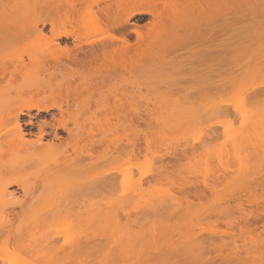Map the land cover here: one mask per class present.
I'll use <instances>...</instances> for the list:
<instances>
[{
	"label": "bare ground",
	"instance_id": "obj_1",
	"mask_svg": "<svg viewBox=\"0 0 264 264\" xmlns=\"http://www.w3.org/2000/svg\"><path fill=\"white\" fill-rule=\"evenodd\" d=\"M207 1L0 0V95H4L9 91L8 98L6 97L3 102H0V264H88L90 262L89 258L92 255L102 256L101 254L103 253L105 254L103 256L107 254L106 258L103 257L106 263L99 257L98 260L100 259L102 262L98 263L108 264L110 262V258L114 255L110 256V254V257L108 256L112 248L109 249L107 245L111 242L110 245L115 247L114 244L116 242L119 244L122 241V237H119L122 236V227H118L121 225V220L119 221L120 225L116 222V218L120 219L121 215L117 211L127 209L129 206L126 204L129 201L131 203L133 198L136 199L135 197L138 193L140 194L143 185L145 186L142 178L139 180L136 177L137 175H135L138 161L143 153L142 142L140 141V127L144 126L146 127L144 128L146 129L145 131H148L154 126L153 119L143 118L139 113L140 83L138 74L139 62L141 64L142 61L140 58L145 59L148 57L146 58L147 60L151 55H154L153 57H156L154 59H161L162 62L164 58L168 59L169 57L170 59L172 54L179 57L180 55L176 54L177 50L175 48H179V46L188 40L198 39V43H212V29L204 32V27L209 26L205 19V2ZM212 1L216 2L217 0ZM215 4L217 5V3ZM259 7L261 8L262 6ZM258 8L257 6L254 8L253 5V11L250 10L254 15L251 12L250 14L255 19L257 18L255 15H259L264 11L263 7V10ZM257 12L260 13L257 14ZM146 15L153 18L146 28L151 27L153 32L156 29V33L158 30L161 31H159L160 34H156V36L159 35V37H156L157 41L156 38L153 41L159 42V50L157 53L156 51H153V54L149 53L150 56L148 50L143 52L145 55V52L148 51L145 56L141 50L146 44L144 35L149 32L147 31L143 35L141 25L132 23V19L135 17ZM252 16H250L251 19L249 20L251 25L242 34L246 35L245 37L248 36V38L244 37L245 39L251 37L249 41L252 39V41L263 39L259 41L260 44L256 45L255 48L254 46L248 47L249 50H254L249 51L247 49L249 56L252 54L253 57H249L252 60L246 63V68L249 70L253 69V71L256 69L258 73H261L264 70V47H262L264 44V30L258 28L261 33L263 32L261 38L260 33L257 34L255 31H257L258 24L264 27V23L260 21L262 25ZM234 20L235 16L231 13L227 19L228 40L231 44H233L234 39ZM254 20L257 23L253 22ZM252 22L257 25L254 24L253 26ZM130 25H134L135 29H129L128 26L130 27ZM118 33L120 36L117 35ZM252 33H256L257 37L254 38ZM93 35L103 37L92 39ZM104 35L107 36L105 37ZM161 36L162 39L159 40L158 38H161ZM32 39L49 41L51 45L46 50H43L42 53L30 56L29 65L24 61H15L13 59V51L16 47ZM259 46L263 49L260 47L261 50H258L260 49ZM207 49L209 51L210 46ZM58 52L62 53L61 58L57 57L56 54ZM199 55L200 53L194 54L196 57ZM34 57L38 58L35 64L36 62L40 64L39 60L41 61V58H43L40 68L39 64V66L36 64V68L33 66L35 65L33 63ZM153 57L151 56L150 58ZM31 58L34 59L32 60ZM211 58L218 59L216 54L213 57L211 55ZM254 58L256 59L254 60ZM18 82H20L18 84L20 87L16 84ZM21 82L25 85H21ZM260 82H258V86L256 83H252L251 86L254 85L252 87L253 94H249L253 98L249 100L248 105L253 104L251 100L254 102L258 100L257 103L259 100L260 102H264V83L261 84ZM259 83L261 84L260 86ZM14 85L17 87L15 90H13ZM62 92L65 94V97L57 99V95L62 94ZM45 95L51 97L46 98ZM246 98L248 97L246 96ZM238 103L240 104H236V106H238L239 110L240 107H244L243 112L240 110L242 116L248 112L247 115L249 117L250 113V118L248 119L251 120L254 117L252 119L253 123L248 125L247 122L249 120L247 118L246 120L244 119V125L242 124L244 128L243 126L240 129L237 128L240 133L236 130L237 134L229 136L228 140L231 143L229 141L226 142V145L230 143L229 147H232L229 150L228 146L226 147L224 144L222 147H226L228 153L234 154V158L230 154V156L226 155V158L227 156L229 158L232 157L233 164H237L239 161V168L246 170L248 172L247 175L252 174L255 178L254 172L256 173V166L264 162V150L262 149L264 148V137H262V135L264 136V116H262L264 115V111L262 113L260 110H255L261 107V105L257 104L259 107L256 108L253 105L251 107L253 112H249L245 110L248 107L246 103H244L246 107L242 106L241 102ZM222 104L219 106L215 104L218 113L225 116L232 115V108L229 109L228 105L224 104V106ZM262 107L261 110H264V106ZM248 108L250 109V106ZM236 110L240 113L238 109ZM32 111H36L37 113L33 116ZM200 111H206V109H200ZM200 111H197V108H195V110H192L194 113L188 116V118L194 119L195 115H200ZM245 111L246 113H244ZM257 112H260L262 115L259 113V116H257ZM24 116L29 118L28 122H25ZM40 117H50V119H39ZM199 117L201 118V115ZM257 120L259 123H257ZM114 122H117L116 125L121 128L125 126L130 129L131 138H128L126 143H114L106 137L98 138L96 136L98 131L108 132L117 130L113 126ZM214 127L212 129L215 132L214 135L217 137L219 133H217L218 131ZM34 128L36 131H34ZM200 141H205L200 138L198 142L199 144L201 143V150L208 146L206 145L208 144L207 142L202 143ZM185 147L181 150H176L174 153H167L162 157L165 163L159 168V179L167 177L170 169L178 171L183 167L184 161L191 154L194 156L198 152L197 148H200V146L195 147L194 144ZM223 149L220 148L219 152L216 151L217 153H214L217 156L219 154L218 159L222 154L227 153ZM204 150L206 149L204 148ZM260 151H262L263 157ZM251 153L255 158L251 157ZM256 154L261 156L262 162H258L259 157ZM242 155H246L245 157L252 159L250 161L251 165L248 167L246 165L247 168L252 166L251 169L240 166L245 160L247 162V159H244ZM220 159L218 160L220 161L219 163H221ZM253 159H257V161ZM236 164L234 165L238 168ZM253 164L257 165L253 166ZM218 166L220 165L218 164ZM229 168L222 170L218 167V171L221 173L218 172L214 175V179L218 181L224 179ZM250 170L254 171L251 173ZM135 177L138 180H135ZM244 178H246V175H244ZM247 178L249 179L248 176ZM254 178L251 177L250 180H244L243 177L240 178L244 181L242 180L238 183L239 190L250 192L251 189L258 187L260 185L259 181ZM121 185L122 187L126 185V188L124 187L126 191H123V188L120 187ZM205 186L208 189L201 190L199 189V185L179 184L177 193L180 194L183 201L192 203V200H201L206 197V191L213 190V187H210L209 184L206 183ZM14 187L17 189L12 190ZM119 187L122 188V192L124 193H121V196L118 195L120 198L115 194L117 198L113 197L116 198L113 199L115 200L114 202L111 200L113 203L111 201L107 202V192H118ZM144 191L143 189L142 192ZM126 192L129 194L131 192V197L125 196V199H123V195H126ZM240 194L238 193L226 201L227 207L225 212L214 211L205 217L206 220L211 221L214 227L217 228L219 226L220 228L223 225L225 229L222 226V229L217 228L213 230L209 236L215 238L210 237L206 241L202 240L199 244L187 245L182 247V249L173 248L176 260L171 259L167 264H241L235 258L239 256L238 250L240 247L236 249L235 246V248L231 247L229 243L232 239L234 242L235 238L241 239L247 235H250L249 237L251 238H260L261 234L264 235V205L261 204L262 208L260 206L261 201L259 202L257 199L254 200L252 197ZM142 195L144 196V193ZM146 195L145 198L143 196L139 197L140 199L147 200L148 203H145V205L143 202L145 207L141 203L140 210L142 211L139 213L141 214L142 212L141 217L145 221H143V225L146 221L147 223H151V220L156 224L154 221L157 220L158 222V219L160 222V220L168 221L180 216H193V214L184 212L185 208H182L184 206L181 207V203L179 204L174 196L172 198V195L171 197L167 195L157 197V199L153 197L151 199L152 202H148L147 198L150 196L147 195L146 197ZM92 198L98 199L93 200ZM126 198H130L131 200H127ZM138 199L137 201L140 200ZM125 200L127 203H125ZM230 201L235 202V204L232 202L235 206L232 203L233 206L229 205ZM132 204L134 207V202ZM244 205L251 206V209L247 213L243 212L241 214L239 211L242 212L244 210ZM253 206L257 207L258 210L257 208L254 209ZM135 208L136 210L134 209V211H137V206ZM259 208L262 210L260 209V211ZM110 209L114 210L112 220L114 223L116 222L117 227L113 225V222V224L111 223L112 226H115L116 229H121V232L114 231L112 229L115 227L112 228L111 226L109 231L111 232L112 230L113 232L111 233L114 234L118 232L119 235L116 233L115 235L118 236H112L113 234H110V236L111 238L115 237V240L118 237L119 241L121 240L120 242H118V239L116 242H114L115 240L112 241L113 239L111 240L108 235V220H111V217H108V213L112 212L108 211ZM236 209L241 214V217L234 218V214H228L236 212ZM127 214L126 217L124 215L125 218L129 217ZM118 216L120 217L118 218ZM134 218L132 217V220ZM80 220L84 229L81 226L80 234L76 236L75 232L77 230L72 226L76 221ZM132 223L134 222L130 223L131 226L133 225ZM150 225L149 227L146 225L148 229ZM158 225L155 226V229ZM63 228L64 230H62ZM137 229L135 228V230ZM158 229L160 230V227ZM123 230L125 231L124 227ZM128 230L129 227L124 233H127ZM134 232L131 230L129 234L133 235ZM161 235L166 237L168 235L167 231H163ZM240 235L242 236L240 237ZM135 236L133 237L134 240L137 238L142 239L141 237H143L137 235L136 238ZM154 236L157 239L155 234ZM108 237L111 240L110 242ZM123 237L129 238H124L126 239L124 242H127V246L128 243L129 245L134 243V240H132L133 243L128 241L133 239L128 234L126 236L123 235ZM223 237H227V240L230 238L229 242L225 239L223 240ZM149 239L147 237L146 241L149 242L151 240ZM136 241L139 242L138 240ZM107 242L109 243L107 244ZM159 242L160 240L157 243ZM110 245L108 246L110 247ZM138 245H136V249L133 246L134 250L132 246H128V248H131L130 251L132 253H136ZM121 246L119 248L125 250V252L123 251L124 254L122 253L119 256H122L124 259L121 257L118 259L120 261L117 260L110 264H126L129 261V253L131 252L127 247L129 253L128 251L126 252V248L124 249ZM140 247L137 251L142 249L143 245ZM226 248L227 251L229 250L228 253L226 252L227 254L225 253ZM17 250L23 251L26 254L16 257L18 259L9 258L10 254L17 252ZM153 250L156 253V249H152L151 251ZM210 251L216 254V256L213 258H204L202 256L204 253ZM139 252L136 253L137 257L134 256L136 259L142 253ZM166 252L164 258H167ZM155 253L153 254L155 255ZM180 254L185 255L182 260L179 257ZM81 257L84 260L77 262ZM108 257L109 262L107 261ZM126 257L129 258L127 259ZM117 258L114 259L116 260ZM135 260L133 261V258H130V264H159L161 261L162 263L167 261V259H161L158 263V261H153V259H148L147 261H144V259ZM131 261L133 262L131 263Z\"/></svg>",
	"mask_w": 264,
	"mask_h": 264
},
{
	"label": "rangeland",
	"instance_id": "obj_2",
	"mask_svg": "<svg viewBox=\"0 0 264 264\" xmlns=\"http://www.w3.org/2000/svg\"><path fill=\"white\" fill-rule=\"evenodd\" d=\"M43 1H45V0H43ZM205 3H206V5L204 4L205 5V13H206L205 19L207 20V23L209 24V26L204 27V32H206L209 29H212L211 35L213 37V42L206 44L205 42L198 43V41H199L198 39L197 40H195V39L188 40V41H186V43L179 46V48H177V47L175 48V50H177L176 54L180 55L179 57L172 54L170 59H169V57H168V59L164 58L166 61L164 59H162L163 60L162 62H161V59H159V60H158V58L154 59V58H156V57H153L154 55H151L153 58H150L151 56L149 54V53L153 54V51L154 52L156 51V53H157V51L159 50V45H160V44H158L159 42L156 43L153 41L155 40L156 37H159V35L156 36V34H158V33L160 34L161 31L158 30L156 33L155 32L156 29L153 32L151 27L146 28V26L149 25V22L151 20H153L152 16H149V15L148 16L147 15L146 16H138V17H135L134 19H132V23H138V25H141V27H142L141 31H142L143 35L147 31L149 32L148 34L144 35L145 39H146V42H145L146 44L144 43L145 45L143 44L144 46L141 48L142 53L145 50H148L149 52L146 51L145 55L148 52L150 57L147 60H146V58H148V57H146L145 59H142V57H141L140 58L142 60V61L140 60L141 64L139 62V74L138 75H139L140 91H139V101H138L139 107L138 108H139V113L143 118H147V119L151 118L154 120V122H153L154 126L152 124L153 127H151L150 130H148V131H145L146 129H144L146 127H144V126L140 127V130L142 131V133L140 131V141L142 142L143 153H142V155L138 161V165H137V169H136L137 173L135 171V175H137L136 177H138L139 180H141L140 178H142L145 186L143 185V188H141V189L142 190L144 189L145 191L144 192H142V190H141V192L139 191L140 194L138 193V195L135 197L136 199L133 198L132 202H134V207H133L132 202L130 203V201H129L127 203V201L125 200L126 201L125 203H127L126 205L129 207H127V209H124V210L118 209L122 212L121 213L119 211L121 214L117 211V213L119 215H121V217L118 216V218L120 217V219L116 218L117 221L116 220L115 221L117 222V224H119V221L121 220L120 221L121 225L119 224L120 226H118V227H120V228L122 227V236H119V237H122V239L120 238L122 240V241L120 240L122 243V246H121V243L118 244L116 242L117 239H118V242H120L118 237L115 240L114 239L115 237L111 238V236H110V234H113L112 236H114L116 233L119 235L118 232H121V229H118V228L116 229V227H117L116 222L114 223L112 220V217H113L112 214H113L114 210L113 211L111 209L108 210L109 212L112 211V212L108 213V217L109 218L111 217V220H112V221L110 219L108 220L110 222V223L108 222V227H109L108 231L111 229L110 227L112 226L113 223H114L113 225H116V227L112 226V228L115 227L112 230L118 231V232H115V234L111 233V232H113L112 230H111V232L109 231L110 233L108 232V235L111 238V240L112 239H113L112 241L115 240L114 242H116L117 244L116 243L114 244L115 247L110 245L111 240L108 237L110 244H108L109 242H107V244L110 245V247L108 245H107V247L109 249L110 248H112V249L109 251V253L108 252H106V253H108V256L111 254L110 256L114 255L115 257L112 256L114 258L118 257L116 260L111 257L110 262H109V257H110L109 256L108 260H107L109 262V263L107 262L108 264H110L111 262H116L118 259H120L122 257L119 255L122 253L124 254L125 250L119 248V246L123 247L124 249L126 247L128 248V246H132V249H133V246H135L134 249H136L137 244H139L138 248H141L140 246L143 245V248L140 249L139 251L142 253L144 252V254H142V253L139 254L137 259L135 257H137L136 253L139 252V251H137L138 248L136 250V253H132V251H130L131 248L130 247L128 248V250L132 253L133 256L130 255L131 253H129V251L126 248V252L128 251L130 258L131 259L133 258V261L135 259H136L135 261H139V260H143V259H144V261H147L148 259H151V260L153 259V261H158V263H159L161 261V259H167L166 262L162 263V261H161V263H159V264H167L171 259L176 260L175 259L176 256L174 255L173 248L182 249V247L187 246V245L199 244L202 240L206 241V239H208L210 237L215 238V237L209 236V235H211L210 233H212L213 230L219 228V226L217 228L214 227V225L211 223V221L206 220L205 217L208 216L209 213L214 212V211H224L225 212L226 207H227L225 204L226 201H228L230 199V197L235 196L238 193H241L240 195H246V196L252 197V198H254V200L257 199V200H259V202L261 201L260 206L263 208L262 205H264V165H263L264 162L262 164L257 163V164H260L262 166L260 168H259L260 165L256 166L257 167L256 173L254 172V175L256 176L255 178L252 174L249 173L252 178H254L256 180L258 179L257 181H259L258 183L260 185L258 187L251 189L250 192H242L243 190H239L238 183L240 181H242L243 179L244 180L245 179L250 180L251 177H250V175H247L248 172H246V170H242L241 168H239V165H238L239 161L237 162L235 160V162H237V164L234 163V164L238 165V168H239L238 169L233 164V162L231 160L232 157L229 158V156L232 155V153H228V150L232 146L229 147V144L231 142L228 139H229V136H232L233 134H235V133L237 134V132H239L237 130V128L240 129L244 125L243 124L244 119L246 120V118H247V120H249L248 118H250V113H249V117L247 115L248 112L246 115H243L245 118L242 116L241 113L244 111V107L243 108L240 107V110L241 111L243 110L241 112L239 110L238 106H236V104H240L238 102H241L242 106L244 105V103H246L248 107L250 106V109L248 107H247L248 109L247 108L245 109L249 112L250 111L253 112V110L251 108V107H253V105L256 108L261 105L260 109L259 108L258 109L253 108V109H255L257 111L260 110V112H262V113L264 111L263 109L261 110V108H263L262 106H264L263 101L260 102V100H259V102L257 103L258 100L257 101L255 100L256 102L251 100V102H253V104L248 105L249 100L253 98V96H250L251 94H249V93L253 94L252 87L254 85L253 86H251V85L255 81H257V82H255L256 85L260 81H261L260 82L261 84L264 83V70H262L263 73H262V71H261V73H258L256 69H255V71H253V69L249 70L248 68H246V63L248 61L252 60V58H249L250 56H252V54L249 56V51L252 49L249 50V48L251 46L252 47L254 46V48H255L256 45L260 44L259 41H261L263 38L261 40L255 39L254 41H252L253 40L252 39L249 41V39L251 37L249 39H245V38H248V36L245 37L246 35L242 34L248 29V26L251 25L249 20L251 19V17H250V16H252L251 14H253V12H252L253 11L252 10L253 5H254V8L256 6H257V8H258V6H262L264 9V6H263L264 0H217L216 2L212 1V0L211 1L208 0ZM215 3H217V5ZM262 7L261 8L259 7V8L261 10H263ZM250 10H252V11H250ZM250 12H251V14H250ZM231 13H233L235 16L234 31H233V36H234L233 44H231V42L228 40L229 35H228L227 19L230 17ZM259 13L257 12V14H259ZM256 16H257L256 19L254 18V16H252V17L255 20H258L259 22L262 21V23H264V11L261 12L259 15H255V17ZM255 20L253 22H256ZM256 23H253V26ZM128 28L129 29H133V28L135 29V26L130 25V27L128 26ZM258 28L261 30H264V27L259 25V24H258V27L256 28L257 31L259 30ZM138 29L140 30V28H138ZM257 31H255V32L257 34L260 33L259 35L261 38L262 37L261 34H263V32L261 33L260 30H259V32H257ZM256 33H252L254 38L257 37V35H255ZM117 35H119V33ZM101 37H103V36L93 35L92 39H97V38H101ZM134 38L136 39L135 36H134ZM158 39L161 40L162 36H161V38H158ZM163 39H164V37H163ZM156 41H157V38H156ZM50 45H51V43H49V41H40V40H35V39L28 40L26 42L19 44L18 47H16V49H15L16 51L15 50L13 51V56H14L13 59L17 62L24 61L27 63V65H29L30 63L28 64V62H30V60H29L30 56L35 55L37 53L38 54L42 53L43 50H46ZM263 45H262V47H264ZM209 46H210V50L208 51L207 48ZM260 47L261 46H259V48ZM261 48L258 50H261ZM256 50H255V53H256ZM263 51H260V52H263ZM258 52H257V54H258ZM195 53H200V55L198 57H196V56H194ZM214 54L217 55L218 59H216V58L210 59L211 55L213 57ZM37 55H36V57H38ZM56 55H57V57H60V58L62 57L61 52H58ZM143 55H144V53H143ZM253 55H255V54L253 53ZM144 56H143V58H144ZM256 56L258 57V55H256ZM40 57H39V59H40ZM42 59L43 58H41V61L39 60L40 64L36 62L37 65L38 64L40 65V66L38 65L39 68L41 67V62L43 61ZM255 59L256 58H254V60ZM36 60H38V58H35V60L33 61L34 64H35ZM263 60H264V58H263ZM258 61H260V60H258ZM36 64L33 65V66H35V68L37 67ZM33 66H31V67L33 68ZM260 66H262V65H260ZM258 71H260V70H258ZM260 83H259V86L261 85ZM13 84H15V83H13ZM16 84L18 85V84H20V82H18ZM22 84H24V83L21 82V85ZM18 87H20V86L18 85ZM12 88H13V86H12ZM15 88H17V87H15V85H14L13 90H15ZM63 92L66 94L65 91H63ZM63 92H62V94H58V95L56 93L54 96L56 97V95H57L58 96L57 99L59 97H61V98L65 97V94H63ZM4 95H6V96H4ZM4 95H2V94L0 95V102H3L5 100V98L9 95V91H8V93L6 92ZM45 96H46V98L51 97V96L49 97V95H45ZM246 96L248 98H246ZM61 98H59V99H61ZM251 102H250V104H251ZM217 103H219V104H217ZM215 104L218 106L221 104L222 105L225 104L226 106L228 105L229 109L232 108L231 109L232 115H229V116L221 115L220 113H218L217 109L215 108ZM127 108H128V104H127ZM195 108H197V111L198 110L200 111V109H203V110L206 109V111H202V112L200 111L201 118L199 117L200 115H195L194 119L188 118V116H191L192 113H194V112H192V110H195ZM233 108L235 110L234 113H233ZM235 108L238 109L240 111V113L237 112V110ZM36 113H37L36 111H32L33 116ZM244 113H246V111ZM259 113H258V115L255 113V115L259 116ZM261 115H260V117H261ZM262 116H264V115H262ZM44 118L50 119V117H44ZM44 118L40 117L39 119H44ZM255 118H256V116H255ZM23 119L25 120V122H28V120H29V118L27 116H24ZM252 119H254V117ZM252 119L249 120V122H247L248 125L253 123ZM258 120H257V123H259ZM250 121H252V122H250ZM116 123L117 122H114L113 126H114V128H117V130L108 131V132L98 131L96 136L98 138L99 137H106V138H108V140H110L114 143L115 142L119 143V144H121L123 142L126 143L127 139L131 138V131L128 127L124 126L121 128V127L117 126ZM234 123H235V125H234ZM261 126H260V128H261ZM212 127H214L215 130L217 129V131H218L217 133H219V135L217 137L214 135L215 132H213ZM234 128H236V129H234ZM243 128H244V126H243ZM231 130H233V131H231ZM236 130H237V132H235ZM34 131H36L35 128H34ZM240 131H242V130H240ZM262 137H264V136L262 135ZM200 138L203 141L208 143V144H206V145H208V146H206L207 148L204 147L206 150H204V148H202V150H201V145H200L201 143L200 144L198 143ZM227 141H229L230 143H228L226 145ZM200 142H202V141H200ZM205 142H202V143H205ZM193 144L195 147L200 146V148L198 147L200 150L197 148L198 152L194 156L191 154L190 157L184 161L183 167H181L178 171H174V170L170 169L168 171L167 177H163V178L159 179L158 178L159 168L163 163H165V161L163 160L162 157L167 153H174L176 150H181L183 148H186L185 146L193 145ZM196 144H198V145H196ZM223 144L226 147L228 146L227 147L228 150L226 147H222ZM220 148H224L223 150L227 151V153L223 152L224 153V155H223L222 150H221L222 156H221V154H220V156L222 158L221 157H220L221 159L219 158L221 160V163H219L220 161H218L219 160L218 159L219 154H218V156H217V154L216 155L214 154ZM262 149L264 150V148H262ZM230 151L232 152V150H230ZM248 152H246V153H248ZM260 152H261V156H262V151H260ZM246 153H244V154H246ZM226 155H229V156H227V158H226ZM240 155H241V153H240ZM256 155L259 157L258 162L259 161L262 162V160L260 159L261 156L258 154H256ZM245 156L246 155H244L243 157H244V159L245 158L247 159V162H246V160L244 162L241 160L243 163H242V165H240V166H243V168H244V166L246 167V165H247V167L249 165H251L250 161H252V159H249ZM237 157H238V155H237ZM249 157H250V155H249ZM251 157L252 158L254 157V155L252 156V153H251ZM233 158H234V156H233ZM253 160L257 161V159H253ZM222 161H223V163H222ZM251 163H253V162H251ZM218 164L220 166H218ZM240 164H241V162H240ZM257 164H253V166L257 165ZM227 165H228V167H227ZM218 167L222 170L224 168L230 167L228 173L225 174L224 179H221L219 181L217 179H214V175H216L218 172H220V171H218ZM251 168H252V166H250V168H247V169H251ZM253 168L255 169V167H253ZM237 171H239V172H237ZM252 171H254V170H252ZM252 171H251V173H252ZM244 175H246V178H244ZM247 176L249 177V179L247 178ZM136 177H135V180L136 179L138 180V178H136ZM242 177H243V179H240ZM187 183L199 185V189H201V190L208 189V188H205L206 187L205 185L207 183L210 185V187H213V190L206 191L205 192L206 197L202 198L201 200H192L193 201L192 203H188V202L183 201L181 199L180 194L177 193V191H178L177 188L179 187V184H187ZM120 187H122V185ZM120 187L118 189V192L117 191L107 192V194H106L107 200H108L107 202H109L111 200L114 202L115 200H113V199H116L117 198L116 196H118V195L121 196L120 194L124 193V192H122V188H123V191H126L124 189V187H122V188H120ZM15 189H17V188L14 187L12 190H15ZM129 190H130V188H129ZM142 193H144V196L142 195ZM115 194H116V196H115ZM128 194L129 193L126 192V195L125 194L123 195L124 196L123 199H125V196L131 197V192H130L129 196H127ZM145 194L150 196L149 198H147L149 200L148 202H152L151 199H153V197H156V199H157V197L166 196V195L171 197V195H172V198L175 197L176 201L179 204L181 203V207L184 206V207H182V208H185L184 212L193 214V216H180L176 219H170L168 221L160 220V222H159V219H158V222L156 219H154V220H156V221H154V222H156V224L153 223V220H151L152 221L151 223H149V222L147 223V221H146V223H144V225H143L144 220H142V217H141L142 212H141V214L139 212L142 211V210H140L141 209V203L143 204V202H144V204H145V203H147V200H143V198L140 199L139 197L143 196L145 198ZM147 195H146V197H147ZM113 197H116V198H113ZM92 199L97 200L98 198H96V199L92 198ZM128 199L131 200L130 198H128ZM137 199L140 202L137 201ZM134 200L137 202H135ZM232 202L230 201L229 205L233 206L235 204V202H233L234 204ZM139 203H140V205H139ZM145 205H144V207H145ZM135 206H137V211H134V209L136 210ZM144 207L142 206V208H144ZM243 207H244V210L242 212L239 211L241 214H243V212L247 213L251 209V206L249 207L248 205H246V206L244 205ZM253 207H254V209L257 208L255 206H253ZM253 207H252V209H253ZM131 209H133V210L131 211ZM260 209L261 208H259V210ZM127 210H129V211H127ZM257 210H258V208H257ZM239 212L237 210L236 212L234 211V212H231L228 214L229 215L234 214L233 217L238 218V217H241L240 216L241 214ZM115 214H116V212H115ZM126 214H127V216L129 215V217H127V218L130 220L125 218ZM124 215H125V217H124ZM116 216H117V214H116ZM116 216H114V217H116ZM132 217L133 218L135 217L134 220H132ZM211 220H213V219H211ZM81 222H82L81 220L76 221L72 226V227H74V229L76 228V230H77L75 232L76 236H79V234H80L81 226H82ZM124 222H126V223L123 224ZM131 222L135 223V224L132 223L134 226L130 225ZM136 224H137V226H136ZM141 224H142V226H145V227H142ZM149 224H151V225H150V228L148 229ZM156 225H158V226L155 229ZM127 226L129 227V230L127 231V233H124L128 229ZM222 226H220L219 229L224 228V226L223 227ZM123 227L125 228V231L123 230ZM133 227H135L136 229L138 228V229L135 230V228H133ZM158 227H160V230L158 229ZM260 227H261V224H260ZM82 228H83V226H82ZM140 228L143 232L140 230ZM143 228H145V229L143 230ZM62 230H64V228ZM131 230L133 232L135 231L134 234L136 236L137 235L143 236V237H141L142 239L137 238L134 234L130 235L129 233L131 232ZM138 230H139V232H138ZM261 230H262V228H261ZM163 231H165V232L167 231L168 235L166 237L161 235ZM126 234H128V236L129 237L131 236L132 238L135 236L137 238V239L136 238L135 239L138 240L140 243L137 242L136 240H134V238H133V239H130L128 241L133 243L132 240H134L135 245H133L134 243L132 245H129V243H128V246H127V242H124V240H126V239H124V238H128V237H123V235L126 236ZM154 234L156 235L157 239L160 240L159 243H157L159 240H157L155 238ZM118 235H115V236H118ZM261 235L262 236L260 238H257V237L251 238V237H249L250 235L249 236L248 235L243 236V238H241V239L235 238L234 242H233V239L231 238L232 240L229 243L230 246L231 247L235 246L236 249H239V247H240V249L238 250L239 256L235 257L236 261L241 262V264H264V235L263 234H261ZM241 236L242 235H240V237ZM147 237H148V239L150 238L152 240V242L150 239H149L150 240L149 242L146 241ZM153 238H155V239H153ZM222 239L223 240L225 239L228 242L230 240V238L227 240V237H223ZM154 240H155V242H154ZM156 240H157V242H156ZM136 242H137V244H136ZM123 244H124V246H123ZM125 244H126V246H125ZM116 245H119V246L116 247ZM227 246H229V245L227 244ZM108 248H107V250H108ZM114 248H116V249L118 248V249L114 250ZM150 248L156 249V253L154 252V250L151 251L152 249H150ZM227 248L229 249V247H227ZM227 248H226L225 253L226 252L228 253V251H229V250L227 251ZM236 249H234L235 252H237ZM224 250H225V248H224ZM18 251L19 250H17V252L11 253L9 258L13 257L12 259H15L16 257L21 256V254H23V255L26 254L25 252L23 253V251H19V252ZM120 251H121V253H119ZM110 252H112V253H110ZM162 252H163V254H162ZM165 252L167 253V258H164L166 256ZM153 253H155V255ZM103 254H101L102 256H100V255H98V256L94 255L93 256L92 255L89 258L90 262L88 264H91V263L92 264H100L98 262H102L101 260L104 261V258L107 257V254H106V256H103ZM142 255H144V256H142ZM161 255H163V257H161ZM95 256H97V257L95 258ZM184 256L185 255L180 254L179 257L182 260L184 258ZM202 256L204 258H213L216 256V254H214L212 251H210L208 253H204ZM98 257L100 259L101 258L102 259L98 260ZM146 257H148V259H146ZM82 258L83 257L79 258L77 260V262L84 260V258L83 259ZM126 258H125V260H126ZM130 258H129V261L126 260L127 263L129 262L128 264H130ZM16 259H18V258H16ZM111 259H113V260H111ZM122 259H124V258L122 257ZM118 261H120V260H118ZM133 261H131V263ZM104 263H106V262L104 261ZM104 263H102V264H104ZM132 264H135V263H132ZM155 264H157V263H155Z\"/></svg>",
	"mask_w": 264,
	"mask_h": 264
},
{
	"label": "snow or ice",
	"instance_id": "obj_3",
	"mask_svg": "<svg viewBox=\"0 0 264 264\" xmlns=\"http://www.w3.org/2000/svg\"><path fill=\"white\" fill-rule=\"evenodd\" d=\"M114 38V37H113Z\"/></svg>",
	"mask_w": 264,
	"mask_h": 264
}]
</instances>
